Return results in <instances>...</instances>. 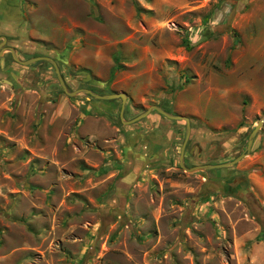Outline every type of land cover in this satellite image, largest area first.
I'll use <instances>...</instances> for the list:
<instances>
[{
    "label": "rangeland",
    "instance_id": "obj_1",
    "mask_svg": "<svg viewBox=\"0 0 264 264\" xmlns=\"http://www.w3.org/2000/svg\"><path fill=\"white\" fill-rule=\"evenodd\" d=\"M0 19L68 90L126 96L120 119L119 97L0 52V264H264V122L238 161L193 171L183 120L124 122L188 117L185 167L241 153L264 116V0H0Z\"/></svg>",
    "mask_w": 264,
    "mask_h": 264
},
{
    "label": "water",
    "instance_id": "obj_2",
    "mask_svg": "<svg viewBox=\"0 0 264 264\" xmlns=\"http://www.w3.org/2000/svg\"><path fill=\"white\" fill-rule=\"evenodd\" d=\"M0 38L2 40L1 41V44H2L4 42V38L3 37H0ZM4 49L8 50L11 53V56H12L14 61H16L17 63L23 64V65H27V64H30L32 62L39 61V60H43V61L49 62L51 64V66L53 67V69H54L55 76H56V78L58 80V83H59L61 89L67 95L72 96V95H74L76 93L83 92V93L89 94L90 96L95 97L97 99H113V98L119 97L120 100H121L120 109H119V117H120V119H122V111H123L124 101H125V98H126L124 93L120 92V93H110V94L100 95V94H97V93L87 89V88H77V89H74V90H68L66 85H65V83H64V81H63V78L61 77V74L59 72V69H58L55 61L51 57L41 55V56H34V57H30L28 59L21 60V59H19L17 57V55H16V53L13 50L12 47L7 46V47H4ZM87 78H89V74L85 73V78L84 79H87ZM151 110L156 111L159 115H161V116H163V117H165L167 119H181V120L184 121L185 131H184V136H183L182 143H181V145L179 147L178 162H179V165L186 171H193L195 169H206V168H214V167L232 165L233 163L238 161L241 157H243L249 151L250 145L252 143V138H253L256 130L258 128H260L261 125L264 122V116L261 117L260 119H258L255 122V125L251 129V131L249 133V136L247 138L245 149L241 153H239L237 156H235L233 159H231L230 161L223 162V163H217V164H199V165H193L191 167H185L183 165V163H182V160H183V151H184L185 143L187 141V138H188V135H189V129H190V127H189V118L188 117L183 116V115H177V114L168 113V112L163 110L158 105H151L147 109L142 111L140 114H138L135 117H133L131 119H128V120H126L124 122L132 123V122L140 119L141 117L147 115L149 113V111H151Z\"/></svg>",
    "mask_w": 264,
    "mask_h": 264
},
{
    "label": "crops",
    "instance_id": "obj_3",
    "mask_svg": "<svg viewBox=\"0 0 264 264\" xmlns=\"http://www.w3.org/2000/svg\"><path fill=\"white\" fill-rule=\"evenodd\" d=\"M4 7L3 10L6 11L7 9V13H11L12 10L15 9L14 5L11 2H7L5 5L1 6ZM14 14L16 15V13L14 12ZM15 16L11 15L10 19H13ZM18 18V17H17ZM0 37L4 38V41H7L6 38V34H8L9 36L11 35H15L17 33V30H19V26L15 25V24H10L8 23H3L1 22L0 19ZM157 129V124H155V126L153 125V130ZM157 134L155 133V135H150V132L147 135L142 136L143 139L146 138V143H172L173 138L171 137L172 135V130L169 131V134L166 133H161L159 131H156ZM150 135V136H149ZM147 136V137H146ZM163 136H165V138H163ZM145 143V142H144Z\"/></svg>",
    "mask_w": 264,
    "mask_h": 264
},
{
    "label": "flooded vegetation",
    "instance_id": "obj_4",
    "mask_svg": "<svg viewBox=\"0 0 264 264\" xmlns=\"http://www.w3.org/2000/svg\"><path fill=\"white\" fill-rule=\"evenodd\" d=\"M1 38H0V52H5V53H8V55L10 56V58L13 60V58H12V56H11V53L8 51V50H6V49H4V47H7L8 45H7V43H6V41H4L2 44H1ZM3 48V49H2ZM13 48V47H12ZM13 50L15 51V49L13 48ZM16 53V52H15ZM17 55V54H16ZM22 60V59H21ZM182 143V142H181Z\"/></svg>",
    "mask_w": 264,
    "mask_h": 264
},
{
    "label": "trees",
    "instance_id": "obj_5",
    "mask_svg": "<svg viewBox=\"0 0 264 264\" xmlns=\"http://www.w3.org/2000/svg\"><path fill=\"white\" fill-rule=\"evenodd\" d=\"M91 90H93V89H91ZM94 91V90H93ZM164 110V109H163Z\"/></svg>",
    "mask_w": 264,
    "mask_h": 264
}]
</instances>
